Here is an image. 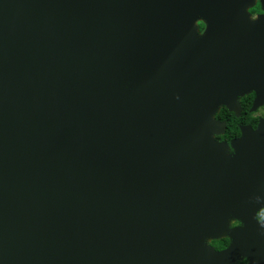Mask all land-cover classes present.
Instances as JSON below:
<instances>
[{
  "label": "water",
  "instance_id": "water-1",
  "mask_svg": "<svg viewBox=\"0 0 264 264\" xmlns=\"http://www.w3.org/2000/svg\"><path fill=\"white\" fill-rule=\"evenodd\" d=\"M256 1L0 0V264H264Z\"/></svg>",
  "mask_w": 264,
  "mask_h": 264
},
{
  "label": "flooded vegetation",
  "instance_id": "flooded-vegetation-1",
  "mask_svg": "<svg viewBox=\"0 0 264 264\" xmlns=\"http://www.w3.org/2000/svg\"><path fill=\"white\" fill-rule=\"evenodd\" d=\"M251 18H255L257 14L262 13L264 10L261 9V5L259 1H256V3L250 7L248 9ZM200 23L202 24V28L200 27ZM199 30L202 31L204 28V24L202 22H199ZM264 45V44H263ZM262 54L256 56L255 58L250 57L249 59L254 62L256 61V65H254V67H256L258 70L263 71L264 72V50L262 49ZM262 76H264V73H262ZM264 82V79H263ZM256 94L255 91H250L246 94H244L243 96L240 97L239 99V103H240V112L239 115L236 116L232 111H230L229 109H227L224 106H220L219 109L216 111L215 113V119L218 121H223L225 123V128L224 131L220 134L215 135V139L222 142H226V143H230V141L232 139H235L237 137L240 136V127L243 125H249L251 126L253 129H255L259 123L260 120L264 119V103H262L261 105H259L254 111H250V108L252 106L253 100L255 98ZM243 100H245V105L249 102V106L247 107V109H244L243 106ZM249 112V113H248ZM233 114L235 116V118H239V121L241 122H237L236 126H237V132L235 134H225L226 132V126H227V120L225 119L226 117L230 118V115ZM228 152L230 154L233 153V149L231 147H229ZM256 218L257 220H262L264 218V208L259 210L256 214ZM238 220H234L231 224V226H238L240 224L237 223ZM217 240V239H216ZM214 241V240H212ZM211 241V243H212ZM230 240L229 238H227V243L226 246L229 244ZM215 249H223L225 248V246H222L220 248L216 247V245L211 244ZM244 260V259H243ZM242 261V260H241ZM240 261V262H241ZM239 262V264H240ZM246 260H244V264H245Z\"/></svg>",
  "mask_w": 264,
  "mask_h": 264
},
{
  "label": "trees",
  "instance_id": "trees-1",
  "mask_svg": "<svg viewBox=\"0 0 264 264\" xmlns=\"http://www.w3.org/2000/svg\"><path fill=\"white\" fill-rule=\"evenodd\" d=\"M200 27L202 28V24L200 23ZM245 100H243V106L244 109L246 110L247 107L249 106V102L245 105ZM249 113V112H248ZM227 120V126H226V132L225 134H235L237 132V122H241L239 121V118H235V116L233 114L230 115L229 117L225 118ZM227 243V238H221V239H217L212 241L211 244L216 245V247L220 248L222 246H224ZM240 264H244V260H242L240 262Z\"/></svg>",
  "mask_w": 264,
  "mask_h": 264
},
{
  "label": "snow or ice",
  "instance_id": "snow-or-ice-1",
  "mask_svg": "<svg viewBox=\"0 0 264 264\" xmlns=\"http://www.w3.org/2000/svg\"><path fill=\"white\" fill-rule=\"evenodd\" d=\"M255 89V88H254ZM235 151H236V149H233V155L235 154ZM241 227H243V226H241Z\"/></svg>",
  "mask_w": 264,
  "mask_h": 264
},
{
  "label": "clouds",
  "instance_id": "clouds-1",
  "mask_svg": "<svg viewBox=\"0 0 264 264\" xmlns=\"http://www.w3.org/2000/svg\"><path fill=\"white\" fill-rule=\"evenodd\" d=\"M237 223H239V221H237ZM224 246L226 247V244Z\"/></svg>",
  "mask_w": 264,
  "mask_h": 264
}]
</instances>
